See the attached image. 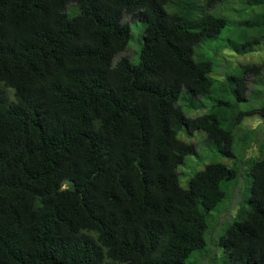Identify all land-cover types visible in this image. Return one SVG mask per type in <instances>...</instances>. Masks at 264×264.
I'll return each mask as SVG.
<instances>
[{"label":"trees","instance_id":"trees-1","mask_svg":"<svg viewBox=\"0 0 264 264\" xmlns=\"http://www.w3.org/2000/svg\"><path fill=\"white\" fill-rule=\"evenodd\" d=\"M226 32L237 54L264 47V0H0V264H264V159H246L220 257L205 234L239 169L209 162L186 188L177 171L197 156L182 130L227 157L258 140L239 105L264 62L218 81L196 52Z\"/></svg>","mask_w":264,"mask_h":264},{"label":"rangeland","instance_id":"rangeland-1","mask_svg":"<svg viewBox=\"0 0 264 264\" xmlns=\"http://www.w3.org/2000/svg\"><path fill=\"white\" fill-rule=\"evenodd\" d=\"M232 8V11H230ZM240 7L237 5H231L230 10L224 13L231 21L239 22L243 19L242 16H239L236 11ZM245 12H262V9L259 7H244ZM129 20L125 18L124 21ZM236 26H231L233 30ZM131 30V39L129 40L126 51L122 55H126L130 61L135 64L138 62V52L140 49V44L142 42L141 32L139 26L135 23L130 24ZM231 33L226 32L223 36L216 41L209 42L202 49L197 48L196 52H202L209 56L213 61V72L211 76L218 81H224L226 77L234 73L235 66L237 64H247V63H260L264 62V47H256L258 50L250 54H237L233 51L225 49L223 44L225 39ZM118 59V57H117ZM256 83V84H253ZM259 91V96L249 97V99L239 105L240 109L246 113L244 120L239 126L238 132L241 130L251 129L254 130L258 140L256 143H253L250 150H246L245 153L235 149L233 156L227 157L222 156L216 152L214 147H210L206 141L205 134L203 132H193L191 135L186 133L184 130L181 131L179 136L188 143H192L196 147L197 156H188L186 157L184 163L180 165L177 169L181 175L179 176L180 185L184 188L188 186L190 178L193 176L194 172L203 168L204 164L209 162H216L226 164L227 166L238 167L239 176L235 181L230 183L226 189V199L221 204V209H224L225 206H233L228 217L226 214L219 216V219H216V222L211 223L209 229L211 233L207 232L205 234V239L207 242V250L218 252L219 257L221 256V250L219 247H215L213 241L216 240L219 234L225 229L228 222L232 220L231 216L236 212L237 203L240 200V191L242 190L243 185H245L247 180V175L245 173L247 169L246 159L253 158H263L264 159V118L257 112V108L264 104V72L262 76L255 77L254 79L249 76V91L248 94L251 95L253 91ZM208 108L200 106L197 109L185 110L187 116L195 117L203 114ZM227 209V208H225ZM227 212V210H225ZM233 211V212H232ZM199 254L193 253L189 260L188 264H207L206 259L204 261L198 262L196 258Z\"/></svg>","mask_w":264,"mask_h":264}]
</instances>
